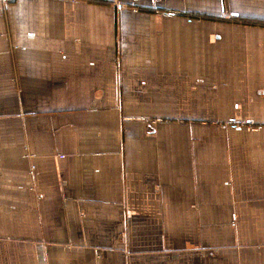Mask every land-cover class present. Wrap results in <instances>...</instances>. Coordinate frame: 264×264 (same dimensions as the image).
Returning <instances> with one entry per match:
<instances>
[{"label":"crops","instance_id":"1","mask_svg":"<svg viewBox=\"0 0 264 264\" xmlns=\"http://www.w3.org/2000/svg\"><path fill=\"white\" fill-rule=\"evenodd\" d=\"M0 264H264V0H9Z\"/></svg>","mask_w":264,"mask_h":264},{"label":"rangeland","instance_id":"2","mask_svg":"<svg viewBox=\"0 0 264 264\" xmlns=\"http://www.w3.org/2000/svg\"><path fill=\"white\" fill-rule=\"evenodd\" d=\"M8 1H9V0H3V1L0 2V11L3 10V9L6 7V5L8 4ZM221 14H222V13H221ZM221 14L219 15V17H220L221 19H224V17H222ZM224 14H226V13H224ZM189 17H191V16H188V18H189ZM192 19H194V18H192ZM196 19L199 20L200 18H196ZM231 19H232V16H230V15L228 14V19L225 18L224 20H231Z\"/></svg>","mask_w":264,"mask_h":264},{"label":"built area","instance_id":"3","mask_svg":"<svg viewBox=\"0 0 264 264\" xmlns=\"http://www.w3.org/2000/svg\"><path fill=\"white\" fill-rule=\"evenodd\" d=\"M1 1H3V0H0V2H1ZM221 16H222V17H225V16H228V14H224V13H222ZM188 19H189V20H192V17H189ZM153 123L155 124L156 122H153ZM31 169L33 170V169H34V166H32Z\"/></svg>","mask_w":264,"mask_h":264}]
</instances>
